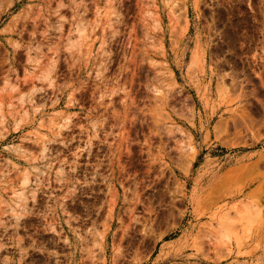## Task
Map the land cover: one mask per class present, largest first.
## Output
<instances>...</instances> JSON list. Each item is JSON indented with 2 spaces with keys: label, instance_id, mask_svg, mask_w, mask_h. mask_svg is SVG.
I'll return each instance as SVG.
<instances>
[{
  "label": "rangeland",
  "instance_id": "374dc122",
  "mask_svg": "<svg viewBox=\"0 0 264 264\" xmlns=\"http://www.w3.org/2000/svg\"><path fill=\"white\" fill-rule=\"evenodd\" d=\"M0 264H264V0H0Z\"/></svg>",
  "mask_w": 264,
  "mask_h": 264
},
{
  "label": "bare ground",
  "instance_id": "6f19581e",
  "mask_svg": "<svg viewBox=\"0 0 264 264\" xmlns=\"http://www.w3.org/2000/svg\"><path fill=\"white\" fill-rule=\"evenodd\" d=\"M185 6H186V5H185ZM175 43H176V42H175ZM148 149H149V148H148ZM148 154H149V153H148ZM136 200H137V199H136ZM114 207H115V206H114ZM113 214H114V212H113ZM111 219H113V217H111ZM219 226H220V225H219ZM222 226H223V225H222ZM222 226H220V227H222ZM222 228H224V227H222ZM222 232H223V233H221V235H222V236H221V239L224 238L223 235H225V234L228 235V232H227V231H224V230H223ZM225 232H226V233H225ZM224 233H225V234H224ZM218 235H219V234H218ZM227 235H225V240L228 239V237H229V235H228V236H227ZM217 237H218V236H217ZM222 237H223V238H222ZM226 237H227V238H226ZM225 240H224V241H225Z\"/></svg>",
  "mask_w": 264,
  "mask_h": 264
}]
</instances>
